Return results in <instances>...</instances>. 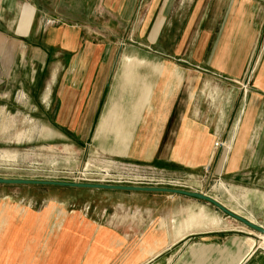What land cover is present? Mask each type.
Listing matches in <instances>:
<instances>
[{
	"label": "crops",
	"instance_id": "0c3cea01",
	"mask_svg": "<svg viewBox=\"0 0 264 264\" xmlns=\"http://www.w3.org/2000/svg\"><path fill=\"white\" fill-rule=\"evenodd\" d=\"M261 1L0 0L2 108L19 113L23 109L29 121L83 139L100 123L114 87L103 84L113 55L105 41L90 36L93 18L102 20L107 14L118 21H137L149 45L159 38L169 42L171 30L180 27L171 40L175 48L169 59L206 66L214 76L231 82L248 81L247 91L219 85L220 93L207 109L198 96L202 78L196 70L161 67V73L149 79V102L121 156H136L179 173H200L224 148L221 128L235 124L225 169L264 171ZM61 7L71 13L60 12ZM44 76L48 80L42 87ZM45 188L55 187L0 184V264H195L193 259H177L184 250L175 248L179 244L186 248L189 237L204 235L199 243L211 250L209 256L214 247L226 243L221 231L213 230L221 221L196 213L186 216L185 235L175 241L172 219L168 233L164 229L169 226L154 215L158 207L146 194L155 193L89 189L76 190L107 194L31 193ZM195 217L197 223L192 221ZM242 264H264V254L250 255Z\"/></svg>",
	"mask_w": 264,
	"mask_h": 264
},
{
	"label": "rangeland",
	"instance_id": "374dc122",
	"mask_svg": "<svg viewBox=\"0 0 264 264\" xmlns=\"http://www.w3.org/2000/svg\"><path fill=\"white\" fill-rule=\"evenodd\" d=\"M261 2L264 4V0ZM61 8L60 12L71 13L67 7ZM93 20L95 22H92L89 30L90 36L105 41L113 55L109 60L103 84L114 87L108 101L110 103L100 123L93 125L90 135L86 133L85 138L76 139L55 131L48 124L29 121V118L22 115L25 113L23 109H20L22 112L19 113L16 108H2L0 102V178L65 182L101 181L102 184L169 187L206 193L233 212L264 227V171L230 173L225 169L227 160L224 161V156L227 145L232 140L234 131L231 128H235V124L234 127L229 124L221 128L224 148L217 152L213 164L203 168L200 173H179L177 170L148 163L144 159H134L136 156L133 155L121 156L127 153L133 132L149 102V79L157 75V72L161 73V67L179 66L196 70L202 78L198 96H202L203 106L207 109L210 101L217 99L216 96L220 93L219 85L229 84L247 91L248 81L231 82L224 76H214L212 70L206 66L177 57L169 59L168 53L175 48L171 40L180 27L171 30L169 42H163L159 38L158 43L149 45L145 42V37H141L142 29L137 21H118L107 14L102 20ZM164 32L169 33L167 29ZM110 70L111 75H108ZM115 71L117 75L114 77ZM216 78L219 84L215 83ZM42 79L44 87L48 78L44 76ZM96 126L98 127L94 138ZM52 129L55 132L49 133ZM107 136L110 138L104 139ZM13 191L21 192V189L14 188ZM31 193L64 197L105 195L106 192L55 187ZM119 195L123 194L119 192ZM146 195L151 196L150 202L158 207L154 215L156 218L161 217L159 223L162 220L169 226L172 219L175 241L185 235L186 216L190 213L221 221V226L213 230L218 233L221 231L225 245L218 244L213 248L212 256H209L211 250L199 243L204 235L191 236L186 248L181 244L175 248L176 251L184 250V253H181L183 256L180 255L177 259H193L195 264H242L250 255L264 254V236L227 217L214 206L183 196H174L171 200L166 198L169 194H156V197L152 196L155 194ZM192 221L197 223V218ZM164 230L170 233V226Z\"/></svg>",
	"mask_w": 264,
	"mask_h": 264
},
{
	"label": "water",
	"instance_id": "95a60500",
	"mask_svg": "<svg viewBox=\"0 0 264 264\" xmlns=\"http://www.w3.org/2000/svg\"><path fill=\"white\" fill-rule=\"evenodd\" d=\"M0 184L4 185H36V186H49L60 188L72 189H89V190H105V191H120V192H133V193H155V194H169L175 196H186L206 202L229 218L236 220L247 228L264 235V227L255 224L254 222L238 215L232 210L228 209L218 200L207 195L206 193H198L183 189L169 188V187H153V186H126V185H112V184H99V183H78V182H65V181H50V180H30V179H10L0 178Z\"/></svg>",
	"mask_w": 264,
	"mask_h": 264
},
{
	"label": "built area",
	"instance_id": "2783aa9c",
	"mask_svg": "<svg viewBox=\"0 0 264 264\" xmlns=\"http://www.w3.org/2000/svg\"><path fill=\"white\" fill-rule=\"evenodd\" d=\"M217 144V146L219 145V143H216ZM81 179V178H80ZM75 182H78V183H99V184H102L103 182H81V181H79V180H75Z\"/></svg>",
	"mask_w": 264,
	"mask_h": 264
},
{
	"label": "bare ground",
	"instance_id": "6f19581e",
	"mask_svg": "<svg viewBox=\"0 0 264 264\" xmlns=\"http://www.w3.org/2000/svg\"><path fill=\"white\" fill-rule=\"evenodd\" d=\"M239 215V214H238ZM243 217V216H242ZM245 218V217H244ZM247 219V218H246ZM249 220V219H248ZM251 221V220H250ZM256 224V223H255ZM258 225V224H257ZM262 235V234H261ZM262 236H264V235H262Z\"/></svg>",
	"mask_w": 264,
	"mask_h": 264
}]
</instances>
